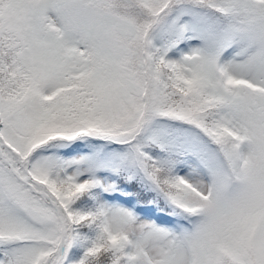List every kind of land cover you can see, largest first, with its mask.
I'll return each mask as SVG.
<instances>
[{"label":"snow or ice","instance_id":"obj_1","mask_svg":"<svg viewBox=\"0 0 264 264\" xmlns=\"http://www.w3.org/2000/svg\"><path fill=\"white\" fill-rule=\"evenodd\" d=\"M0 264H264V0H0Z\"/></svg>","mask_w":264,"mask_h":264}]
</instances>
